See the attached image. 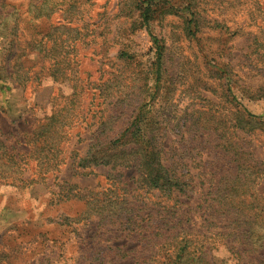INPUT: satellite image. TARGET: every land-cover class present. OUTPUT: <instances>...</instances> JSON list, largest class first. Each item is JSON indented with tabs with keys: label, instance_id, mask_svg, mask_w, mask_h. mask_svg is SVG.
<instances>
[{
	"label": "rangeland",
	"instance_id": "rangeland-1",
	"mask_svg": "<svg viewBox=\"0 0 264 264\" xmlns=\"http://www.w3.org/2000/svg\"><path fill=\"white\" fill-rule=\"evenodd\" d=\"M27 1L0 0V264H170L182 238L184 264H264V0Z\"/></svg>",
	"mask_w": 264,
	"mask_h": 264
},
{
	"label": "trees",
	"instance_id": "trees-1",
	"mask_svg": "<svg viewBox=\"0 0 264 264\" xmlns=\"http://www.w3.org/2000/svg\"><path fill=\"white\" fill-rule=\"evenodd\" d=\"M33 0H28L27 5L29 7H32ZM29 7L25 9L26 14L29 11ZM150 150L145 152V156L140 159V165L145 171V175L142 176L143 183L148 187L150 190H158L160 194L166 195L168 200H176L178 196L183 192L181 186V180L180 175H177L175 173H172L169 168H165L160 160V156L158 154V151L156 148H153V146H150ZM242 154L243 152H239ZM236 161V160H235ZM137 167L140 168L138 165ZM209 193V192H208ZM237 205L244 206V199L241 198L239 202L236 203ZM173 206V205H172ZM171 205L167 207H164V213L166 216H170L174 218L176 221L181 220H189V216H187L188 211L181 210V212L177 213V207L173 208ZM172 207V208H171ZM199 208H202V214H206L207 217H212L210 213L208 212V209L210 206H199ZM134 210V208H133ZM149 215V214H148ZM179 218V219H177ZM205 219V221H206ZM246 230L245 234H250V236H243L242 239L246 243L245 245L251 246L252 244L255 245L256 242L260 243L258 245V248L262 249V253H260V256L264 257V236L263 235H257L256 237L252 236V234L257 233L258 230L256 229L255 224L252 222L245 223ZM193 232L186 229L181 228L180 230H177L176 234H182L187 235L191 237V234ZM194 236V234H192ZM174 236V235H173ZM178 236H176L177 238ZM256 238V240H254ZM177 240V239H176ZM175 240V241H176ZM188 246V241L182 238L179 240L177 244H175V253L172 255L173 257H170V264H184L187 259V252L186 247ZM257 248V246H256ZM234 252V251H233ZM204 254L202 252L196 253L194 257H192V262H197V264L200 262L202 263ZM186 258V259H184ZM199 263V264H200ZM263 263V262H262ZM196 264V263H195Z\"/></svg>",
	"mask_w": 264,
	"mask_h": 264
}]
</instances>
